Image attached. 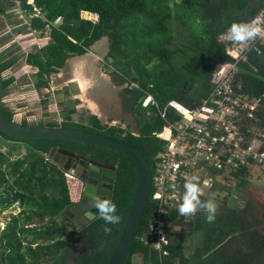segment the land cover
I'll use <instances>...</instances> for the list:
<instances>
[{
  "label": "trees",
  "instance_id": "1",
  "mask_svg": "<svg viewBox=\"0 0 264 264\" xmlns=\"http://www.w3.org/2000/svg\"><path fill=\"white\" fill-rule=\"evenodd\" d=\"M21 1L25 7L32 8L28 0ZM35 4L45 12L48 22L35 18L33 25L39 29L54 25L53 42L43 50V56L28 58V62L38 67L43 75L55 71L56 67H62L71 55L85 54L103 37L109 38V57L118 64L114 73H118L123 83H140L137 89H130L128 85L125 88V92L132 95L133 100H130L133 101L134 112L145 136H132V144L145 154L153 173L157 156L166 146V142L155 133L162 131L167 122L156 104L143 105L148 92L155 96L160 105L170 100H178L189 107L201 105L214 89L212 80L217 65L235 62L227 51V44L220 39L221 35L227 32L233 22H251L264 9V0H35ZM83 11L95 13L98 19L93 21L83 18ZM173 11L183 23L185 16L201 17L203 32L197 33L196 26L192 27L189 31L191 40L187 41L189 45H180L172 40L168 21ZM133 14L144 15L139 21L130 18ZM126 19L133 24L128 21L123 25ZM57 20L61 24L55 27ZM134 22L141 26H133ZM127 32L133 34L132 41L126 35ZM154 37L160 42L157 47L152 46ZM174 56H178L177 61ZM154 58L158 59L156 71L147 66ZM4 59L2 57L0 60L1 72L10 68L15 61ZM12 81L13 78L5 79V92ZM233 87L239 94L252 99H264V43L258 44L256 49L248 48L246 59L237 63ZM140 108L149 110L152 117L146 119L143 115H148V112L141 114ZM258 108L260 111L255 112L259 116L258 120L246 117L241 122V132L249 138L254 136V132H248L249 127L264 128V106ZM137 112L145 119H141ZM3 113L7 118H13V112L5 105ZM180 118L177 114L173 115V121ZM24 123L29 122L24 120ZM60 125L124 140L121 135L124 130L99 126L98 120L94 128L71 120ZM0 141L27 142L31 147L26 156L17 159H12L0 149V217L18 202L23 207L7 221L4 228H0V264H108L133 200L137 182L134 160L114 150L87 143L67 140L26 141L1 130ZM55 147L118 165L113 201L120 216L119 223L105 225L99 218L81 230L70 223L64 211L80 200L82 184L70 170L54 163L49 157ZM247 172L239 169L234 172V176L240 178L246 176ZM220 183L217 182L215 187H221ZM153 192L154 189L138 239L126 264H134L133 257L137 254L142 255V264H264V232L259 228L261 222L258 210H253L251 205L246 208L227 206L222 212H216V218L211 223L206 220L207 213L196 211L193 216H184L179 214V207L171 209L166 218L170 240L166 248L169 255L162 259L157 250L142 240L155 222L158 210V205L152 199ZM178 216L183 220L185 217H196L188 222V228L181 227L180 232H172L170 220ZM175 224L182 225L181 222ZM105 227L109 230L105 231ZM197 236L199 243L188 254L185 243ZM75 246H79V252L72 258L69 251Z\"/></svg>",
  "mask_w": 264,
  "mask_h": 264
},
{
  "label": "built area",
  "instance_id": "2",
  "mask_svg": "<svg viewBox=\"0 0 264 264\" xmlns=\"http://www.w3.org/2000/svg\"><path fill=\"white\" fill-rule=\"evenodd\" d=\"M27 13V9L19 6L17 14L20 19L26 21ZM33 15L43 17L42 10L34 5ZM97 19L98 15L93 18ZM251 23L262 29L254 41L241 45L228 40L227 32L221 35L220 39L227 44V51L235 62H221L217 65L212 80L214 89L201 105L189 107L178 100L160 105L150 92L143 101L144 106L156 104L167 122L162 131L155 133L166 142L165 148L157 156L153 173L152 199L158 205V210L155 222L142 238L145 244L158 251L162 259L169 255L166 248L170 243L167 214L171 209L179 207L180 194L187 176L196 175L200 178L201 195H204L205 188L214 189L217 182L224 183L225 177L234 176V172L239 169L247 170L256 164H264V130L260 134L261 147L256 150L252 140L254 136L249 138L241 132L240 120L242 116L259 118L256 113L260 111L259 106H264V99H252L239 94L233 87L237 63L246 59L248 48L256 49L258 44L264 43V9ZM19 96L22 101L29 97L25 92ZM16 98L5 95L4 102L13 103ZM18 109L11 110L13 119L29 122L30 115H26V112L22 114ZM175 114L181 118L173 121ZM69 172L74 175L75 169ZM193 215L195 213L188 216Z\"/></svg>",
  "mask_w": 264,
  "mask_h": 264
},
{
  "label": "crops",
  "instance_id": "3",
  "mask_svg": "<svg viewBox=\"0 0 264 264\" xmlns=\"http://www.w3.org/2000/svg\"><path fill=\"white\" fill-rule=\"evenodd\" d=\"M28 3L32 8L25 7L21 0H0V60L2 57L4 60H15L4 71L5 79L13 78L5 95L14 97L18 92H25L27 96H35V105L46 104L45 113L53 119L56 117L53 107L60 102L64 105L62 111L68 115V120L87 127L94 128L97 120L99 126L107 127L100 123L101 119L106 124L124 126L127 124L124 121L131 115L136 121V127L140 128L133 101L129 100L128 93L125 92L127 84L113 70H108L111 67L108 37L97 41L83 55H71L62 67H56L50 74L43 75L38 67L28 62L30 56H43V50L53 42L54 28L53 24L45 29L35 27V0H28ZM19 6L28 10L26 21L17 14ZM42 13L43 17L39 19L48 22L43 10ZM88 14L96 17L95 13L89 11H83L82 17L89 20ZM59 24L61 21L57 20L55 27ZM102 45L107 48L100 49L99 46ZM75 117L78 120H73Z\"/></svg>",
  "mask_w": 264,
  "mask_h": 264
},
{
  "label": "rangeland",
  "instance_id": "4",
  "mask_svg": "<svg viewBox=\"0 0 264 264\" xmlns=\"http://www.w3.org/2000/svg\"><path fill=\"white\" fill-rule=\"evenodd\" d=\"M176 2H180V0H176ZM172 5L173 2H172ZM187 11V10H185ZM188 12V11H187ZM172 18L168 21V25L171 29V34H172V40L173 42H176L177 44H184V45H189V43L187 41L191 40L190 37V29L192 27L196 26V31L197 33H202V22H201V17H190L188 16L184 19V23L187 25H185L180 19H178V15L173 11L172 12ZM144 14H133L131 15L130 18L132 19H136L139 20L143 18ZM86 16V14L84 15ZM89 18V20H93V15L92 14H88L87 16ZM130 20H124V24H126V22H128ZM137 21V22H139ZM129 24H133L132 21L129 22ZM141 26V24L139 23H135L133 26ZM189 29V30H188ZM128 34H126L129 38L130 41H132V38L134 37L132 33L127 32ZM129 41V42H130ZM141 42V41H140ZM159 40L155 39L152 40V46L153 47H157L159 45ZM169 45V44H168ZM171 46V45H170ZM126 48L128 47V45L125 46ZM172 47V46H171ZM100 49H106V48L102 45L99 46ZM172 49H174L172 47ZM109 65L111 67H108V70H113V72H116L117 68H118V64L115 63L113 61L112 58H109ZM145 59H142V61H144ZM174 60L177 61L178 60V56H174ZM158 62L157 58H154L151 64H148L147 66L152 69V71H156L155 67H156V63ZM118 74V73H117ZM134 74V73H133ZM127 84V83H126ZM128 87L130 89H137V87H139L140 83L137 81H132L129 82ZM126 85V86H127ZM21 93L18 92L17 98L14 100L13 103H9V101L7 103H5V106H7L10 110L12 109H18L20 110V112L22 114H24V112H26V115H30L29 117L31 118L29 123L31 124H43L45 125L46 123H51V122H56L59 125L65 121H68V115H65L66 113L64 111H62V109H64V105H61L60 102L53 107V109L56 112V117L55 119L51 118L50 116H47L45 111H46V104L43 105H35V103L37 102V98L35 96H29L26 101H22L20 99L21 96H19ZM36 101V102H35ZM40 109H43L42 111H40ZM15 110V111H16ZM13 111V110H12ZM68 112V111H67ZM147 113L148 115H143L146 119H149L152 117V115H150L151 113L149 112V110H147L146 108H140V113ZM139 112H137V114L140 116V118L142 119V115ZM59 114V115H58ZM70 114V113H68ZM245 116L240 117V120L242 121L244 119ZM143 118V119H145ZM254 120H258L257 117L255 116L254 118H251ZM73 120H78L76 117ZM81 120V119H79ZM81 122V121H80ZM249 129L254 132V137L252 140H254V148L257 150L261 147V141H260V134L263 132L264 129L257 127V126H251L249 127ZM158 132V131H157ZM0 149L2 151H4L5 153L9 154L12 159H17L23 156H26L29 151L31 150L30 145L27 142H22L21 144H14L11 142H5V141H0ZM54 152V151H53ZM52 154V153H51ZM50 154L49 157H52V155ZM246 171H248L246 176L237 178L235 176H227L225 177L224 183H220L221 187H215L214 189H204V195L203 197H201L202 201L205 200H211L215 203L216 205V212H219L226 208L227 206L229 207H233L234 205H238L241 207H248L249 205H251V207L253 206V210L257 209L259 216H260V229L264 232V164H256L254 166H252L250 169L248 168ZM245 179V182L243 183L242 180ZM219 184V183H218ZM205 198V199H203ZM226 200H228L226 202ZM23 209V207L21 206V204L18 202L16 204H14L12 207H10L7 211H5L2 216L0 217V228H4V226L6 225L7 221L15 214H18L21 210ZM198 213H207L205 209L203 208H198ZM196 217V216H195ZM195 217H191L189 219H187V217H185V220L180 219L179 216L177 219L175 220H170V227L172 232H180L181 227H185L188 228V222L190 220H193ZM175 222H181L182 225L181 226H177L175 224ZM70 229H72V226H70ZM199 243V236H197V238H194L193 240H191L189 242L186 241L185 245L186 248L188 250V254L190 252H192V250L194 249L195 245ZM188 245H190L188 247ZM71 257H75L76 254L79 252V246H75L73 247V249H71L70 251ZM143 258L141 254H137L133 257V262L134 264H142Z\"/></svg>",
  "mask_w": 264,
  "mask_h": 264
},
{
  "label": "water",
  "instance_id": "5",
  "mask_svg": "<svg viewBox=\"0 0 264 264\" xmlns=\"http://www.w3.org/2000/svg\"><path fill=\"white\" fill-rule=\"evenodd\" d=\"M5 76L0 70V130L4 133L22 140H67L79 143H87L94 146L103 147L109 150L125 154L131 157L137 167L136 188L128 213L124 229L115 247V250L108 264H126L131 253L132 247L138 239V232L142 223V219L151 199L153 186V171L145 154L136 146L127 143L124 140L111 137L102 133L89 131L79 128L65 127L62 125H39L17 121L7 118L3 113L5 105L4 88ZM59 153L70 156H76V153L64 148L59 149ZM66 170L71 169V165L65 166ZM105 174L112 175L113 172L105 170ZM88 195V190L85 192ZM86 207L81 205V208ZM74 212L80 209L73 208ZM71 215V213H69ZM89 216L92 214L89 213Z\"/></svg>",
  "mask_w": 264,
  "mask_h": 264
},
{
  "label": "flooded vegetation",
  "instance_id": "6",
  "mask_svg": "<svg viewBox=\"0 0 264 264\" xmlns=\"http://www.w3.org/2000/svg\"><path fill=\"white\" fill-rule=\"evenodd\" d=\"M127 97L130 100L132 98V95L128 93ZM124 122H127V124L121 126L119 124H106V121L102 119L100 121L102 125L109 128H118L124 130V133H121V135L124 138V141H126L127 143L132 144V136L145 137L143 135L142 129L136 127V121L131 117V115ZM116 135L120 134L116 133ZM59 149L60 147H55V149L53 150L54 152H52L51 154V159H53L54 163H57L63 167L70 164L71 167L75 169V176L79 178L82 184V196L80 200L75 205L69 207L64 211V214L69 218L70 223L76 226L77 229L81 230L85 225H88L92 221L99 219L97 215H93V212L95 210L90 207V193L92 191H96L98 194H102L105 198L113 200L114 189L117 180L118 165L111 164L105 159H96L91 155H85L82 153H77L75 151L73 152L76 153V156L71 158L68 155L59 153ZM105 170L112 171L113 174H105ZM87 190L88 195L86 196L85 192ZM81 205H85L86 207L81 208ZM73 208H78L80 209V211L74 212ZM69 213H71V215ZM89 213L92 214V216H89ZM78 245H80V241L78 242Z\"/></svg>",
  "mask_w": 264,
  "mask_h": 264
},
{
  "label": "clouds",
  "instance_id": "7",
  "mask_svg": "<svg viewBox=\"0 0 264 264\" xmlns=\"http://www.w3.org/2000/svg\"><path fill=\"white\" fill-rule=\"evenodd\" d=\"M261 32L262 29L251 22H233L227 29L226 38L243 45L247 42L254 41ZM71 169L74 168L71 167ZM201 193L200 178L196 175L187 176L183 184V191L180 194L178 212L180 215L187 216L196 213L198 208H203L207 212V222L211 223L216 218V205L211 200L202 201L200 198ZM90 200V207L95 210L93 215H97L102 219L105 225L119 223L120 216L117 214V207L113 200L105 198L96 191L90 193ZM108 230L105 227V231Z\"/></svg>",
  "mask_w": 264,
  "mask_h": 264
},
{
  "label": "bare ground",
  "instance_id": "8",
  "mask_svg": "<svg viewBox=\"0 0 264 264\" xmlns=\"http://www.w3.org/2000/svg\"><path fill=\"white\" fill-rule=\"evenodd\" d=\"M90 15V14H89Z\"/></svg>",
  "mask_w": 264,
  "mask_h": 264
}]
</instances>
